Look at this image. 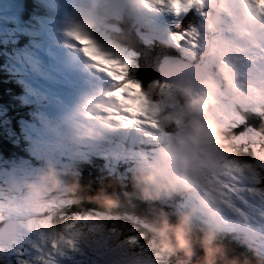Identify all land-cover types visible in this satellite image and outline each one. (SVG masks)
<instances>
[{"label": "clouds", "instance_id": "1", "mask_svg": "<svg viewBox=\"0 0 264 264\" xmlns=\"http://www.w3.org/2000/svg\"><path fill=\"white\" fill-rule=\"evenodd\" d=\"M142 2L126 0L133 7ZM203 8V27L197 31V46L192 47L188 42L181 46L182 55L198 64L201 74L186 73L171 82L175 105L162 108L158 115L159 126L169 131L171 138L159 143L149 161L132 169V180L145 199L180 196L187 201L174 224L161 219L152 228L154 249L158 254L181 253L182 264H187L193 255L189 234L196 227L202 234L203 264H240L235 258H225L219 243L222 235L233 233L239 235L255 264H264V254L256 246L260 234L242 227L235 217L226 225L225 211L217 194L198 187L202 183V172L222 171L215 167L219 158L241 159L227 123L218 117V113L222 109L256 110L254 100L259 111H264V61L258 65L250 58L256 46L264 42V16L249 8L245 0H204ZM162 27L166 28V25ZM70 40L79 51L80 45ZM93 40L99 48L110 52L102 40ZM79 53L91 64L83 53ZM97 102L107 103L103 95L94 103ZM94 103L73 108L64 115L63 120L69 128L66 139L70 143L96 140L115 131V123L94 119L104 115L92 107ZM64 176L70 177L71 182L66 183L62 179ZM76 179L74 168L58 169L48 160L31 178L9 175L0 183L2 211L18 221L17 232L30 234L36 227L38 218L35 214L53 193L62 191L75 197ZM98 204L105 210L115 206L114 200L107 197H101ZM51 227L57 232L62 231L60 222L52 221ZM244 264H249L247 259Z\"/></svg>", "mask_w": 264, "mask_h": 264}, {"label": "snow or ice", "instance_id": "2", "mask_svg": "<svg viewBox=\"0 0 264 264\" xmlns=\"http://www.w3.org/2000/svg\"><path fill=\"white\" fill-rule=\"evenodd\" d=\"M247 6L264 16V0H245ZM147 7L160 8L179 17L191 9L199 10L204 0H144ZM204 15V13H201ZM67 36L76 41L79 51L90 61V66L111 81L112 88L104 92L107 103L97 102L92 107L104 115L98 119L112 122L124 128L140 127L151 142L163 143L171 138L169 131L161 128L158 115L162 108L174 107L172 85L153 81L142 86L128 78V61L99 48L95 41L79 26H73ZM199 33L194 28L171 33V40L179 45L188 42L196 47ZM256 110L259 111L258 104ZM240 150L252 153L251 159L219 158L215 167L221 169L201 173V185L205 192H215L225 216L224 222L238 218L242 227L257 231L260 235L256 246L264 254V138L255 135L234 139ZM57 203L47 201L35 214L36 227L30 234L16 231L18 221L2 211L0 204V264H153L142 246V234L135 229L117 226L116 221L99 213L62 219V231L51 227V209Z\"/></svg>", "mask_w": 264, "mask_h": 264}, {"label": "rangeland", "instance_id": "3", "mask_svg": "<svg viewBox=\"0 0 264 264\" xmlns=\"http://www.w3.org/2000/svg\"><path fill=\"white\" fill-rule=\"evenodd\" d=\"M71 1L74 2V6L68 7L66 4L55 5L52 0H39V6L43 7L44 9L42 12L43 14H35V16L30 15L28 19L29 24H25L26 27L23 31H19L16 29V26L19 22V17L17 14L19 11H21V0H0V37L3 39V36L9 37V35L12 36L13 34L18 36L19 34L23 37H25V35L30 36L35 40L34 44L31 45L24 55H22L20 52H17L15 56L18 54L23 56L24 63H19L20 66L24 67L31 65L38 72H34L32 70H24V72H19L18 82L22 85V87H24L22 89H30L32 93L36 92L40 100L43 99L45 102L49 101L58 105L57 109L55 110H47L43 108L42 111L37 112L40 122L45 125V128L49 130L53 137L48 135H45L44 137H37L36 141L41 142V144L36 146V150L37 152H43V150H47L56 155H59V151H66L69 154V157L67 158L74 161L77 160L79 156L81 157V155L77 153V150H79L80 147H77L75 143H70L66 139L69 133V128L64 122L63 117L73 108L81 107L86 103L96 102L103 95L104 92L99 90L104 89V86L96 83L95 81L92 82V79L80 76L79 72L82 71L81 64H90V62H88L79 53L77 46L73 41L70 40L66 33L73 26H79L93 39L99 38L97 39L98 41L102 40L105 42L104 47L106 50L110 51L114 55L121 56L128 61L127 74L128 78L130 79L131 77L129 73L134 70L135 55L130 51L118 48L115 43L112 42L111 38L108 37L107 31L100 30L101 23L98 22L97 14L105 9H102V6L105 5L108 8L113 9L116 14L120 13L118 11V7H121L128 18L135 19L139 24L136 28L138 36L143 35L144 38H149L148 34L141 32V27L145 25L148 31L155 32L161 42L170 43L174 48L181 52V46L185 42H180L179 45L174 43L170 38L171 33H173V31L170 29L174 24L178 23L180 18L184 17L190 11H193L194 14L192 18L195 16L198 17V27L196 26L195 29L199 31L203 27L204 15H201V13L205 14V12L204 8L202 7L199 10H188L187 12L182 13L179 17H176L170 13L164 12L160 8L145 6L144 0L142 4L135 7L128 5L126 0H100L98 4L94 5L90 4L88 0ZM83 2H85V7L83 10L79 11L80 15H74L78 10V6ZM62 10L64 11L63 14L66 15L67 20H60L59 11ZM137 13L140 14V20L136 19ZM3 23H10L11 28L6 29L2 25ZM34 23L35 25H33ZM162 25H166V28L162 27ZM262 46H264V42L259 43L255 50L250 54V58H253L258 65L264 61V49ZM12 59L16 60V57H12ZM183 69L184 67L181 66L178 70V73H182L184 71ZM24 77H27L28 79ZM38 78L41 79L40 82L38 81ZM105 81L108 83V85H106L108 88L105 90L110 91L112 88L111 81ZM29 96L31 95L23 92L20 97V101L26 104L24 98L27 99ZM44 105L45 104H40V106ZM248 109L257 111L253 108ZM220 112H225L227 114L226 118H236V115L230 109H222ZM219 116L220 115L218 114V117ZM94 119H98L97 116L94 117ZM27 125L32 127L33 123L23 120L17 121L15 123L16 129L14 128V132H8L10 133L9 141L13 140L11 144L16 142L15 138L18 133L21 136L27 137L24 135L26 134ZM125 129H130L134 132H128L130 137H139L143 139L141 140L144 142V145L142 146L148 145L150 147L140 152L131 145L124 147L116 146L112 150L113 153L111 160L116 163V158L114 156L118 154L126 159L137 162V164L141 162L146 163L151 159L159 144L149 141L144 136V131L140 127H129ZM106 135L107 134L96 140L101 142V140L104 139ZM253 135H255L257 138L260 137V134L256 135L253 131H246L240 136L238 135L236 137V135H232V137L233 139H239L241 137H250ZM25 140L28 141L30 138H25ZM94 141L95 140L89 139L79 142L78 144H86ZM112 141L115 142L117 139H113ZM38 172H40L39 169L36 170V173ZM36 173L32 167H27L21 158L12 155L9 152L2 151V148L0 147V183L5 182L9 175L15 176L17 178H31ZM52 199L56 200L57 203L51 209L50 220L53 216V210H62L69 207L72 200L70 196L65 195L62 191L53 193L49 200ZM168 200L175 203V205L179 200L178 206L180 205V208H177L179 213L182 211L181 209L184 210L187 204V201L183 200V198L180 196L168 197ZM102 211L109 212L108 214H100L113 218L116 221L118 227L119 224H123V226H125L128 230L133 229L132 226H138L148 231L149 235L152 236L151 240L147 238L145 239L142 233H137L135 231V234H142L143 239L141 244L147 250V255L150 257L153 264H182L184 261V259H176L174 255H162L155 251V237L152 232V228L156 225L154 222L138 217L133 213L125 212L123 209L112 208L110 210L102 209ZM87 214H73L69 218H75ZM57 219L59 218L57 217ZM124 220L126 224L123 223ZM60 223L62 222L60 221ZM20 235H24V233L20 232ZM11 264H14V261H12ZM60 264H68V262L62 260L60 261ZM187 264L201 263L196 260L192 261L191 259H188Z\"/></svg>", "mask_w": 264, "mask_h": 264}, {"label": "trees", "instance_id": "4", "mask_svg": "<svg viewBox=\"0 0 264 264\" xmlns=\"http://www.w3.org/2000/svg\"><path fill=\"white\" fill-rule=\"evenodd\" d=\"M190 16V15H189ZM189 16L185 17V23H189L190 21H194V19H190ZM181 23L180 24V29L184 30L186 28V24ZM8 24H6L7 26ZM192 28V25H190ZM125 40L123 41L122 38ZM115 37L113 40H117V44L121 47L123 46H129L128 41L123 37ZM23 41L19 39V37H12V38H4L3 40L0 39V142L2 144L1 148L4 149L6 152H14L17 153L18 155H22V150L21 148H16L11 144V140L9 141L10 133L9 128H16L15 126V120L17 119V116L14 115V113L11 111V107L13 104L16 102V93L21 92L22 89L19 87L16 89L15 86L13 85V78L15 80L17 76V72L19 69L15 68L12 64H10L9 57L10 55L14 54V52L19 51L18 46L22 43ZM148 55H151L152 52L155 51V47L151 49L145 50ZM158 59L152 61L150 59L146 60L142 57L135 59L134 61V66H135V73H134V79L138 81L142 86H147L149 83L153 81H163L165 82L162 78L163 76L158 72V66L159 63L157 62ZM2 64L4 67H2ZM4 72H8L9 75H5ZM16 89V90H15ZM3 93H6L11 99L4 97ZM244 116L248 117V121L244 124V127H253L254 129H257L258 131L264 132V123H260L264 121L263 118L253 114V113H247L244 114ZM259 123V126L257 125ZM247 129V128H245ZM23 145L26 148H31V142L27 141L24 139ZM244 147L243 145L240 146V148ZM239 148V150H240ZM240 156L242 159H251L252 158V153L251 150L249 149L247 152H244L240 150ZM43 166V163H40ZM77 169H74L76 172V182L79 183L78 185V190L75 194V197H73L74 201H76L77 205L76 207L71 209V212H77V213H89L92 212L94 209L97 208L96 205H93L92 202L88 198H86L82 193L81 189L84 186H81V183H87L90 182V185L92 186H102L101 182L102 181H108L110 183H115L116 177L114 176H109L107 173H103L100 171V168L97 163H93L92 165L89 163H79L76 165ZM62 179L66 183L71 182V178L68 176L62 177ZM124 182L127 184L126 187H129L130 181L129 180H124ZM154 201V200H152ZM163 201V200H162ZM88 206V207H87ZM163 209H165L163 207ZM168 214V213H167ZM125 220H124V222ZM123 226V224H119V227ZM125 227V226H124ZM137 232H141L145 239L151 240L152 236L149 235L148 231L146 229L140 228L137 226L136 228ZM238 250H242L239 245L234 246ZM236 249V250H237ZM244 253V249H243ZM245 256H247L244 253ZM251 255V252H250ZM248 257V256H247ZM252 260L251 257H248Z\"/></svg>", "mask_w": 264, "mask_h": 264}, {"label": "bare ground", "instance_id": "5", "mask_svg": "<svg viewBox=\"0 0 264 264\" xmlns=\"http://www.w3.org/2000/svg\"><path fill=\"white\" fill-rule=\"evenodd\" d=\"M63 2V1H65V0H55V2H58V3H60V2ZM99 0H91V2L92 3H94V2H98ZM23 5H25L24 3H22ZM25 7H27L26 5H25ZM28 8V7H27ZM103 8H108L107 6H102V9ZM104 12H106L105 10H103ZM118 11L120 12L119 13V15H117V18L119 19H117L116 18V16H113L112 14H110V13H107L110 17H113V18H115L122 26H123V28L126 30V32L129 34V36H130V38L133 40V42L135 43V45L137 46V48L140 50V51H142V52H144V48L143 47H139V45H138V42L136 41V39H135V37H134V35H133V33H132V31H131V26L130 25H128V23L126 22V20H127V15L124 13V11H121L120 9H118ZM128 14H130V13H128ZM60 19H62V20H67V17H66V15H64V14H60ZM122 23H121V22ZM60 22V21H59ZM109 28H110V30L111 31H113L114 30V28H115V24L111 21L110 23H109ZM141 31H142V27H141ZM106 36V35H105ZM97 39H99V38H97ZM105 39V38H104ZM112 40V42L114 43V40L113 39H111ZM34 42H35V40L32 38V37H26V39H24L23 40V42L18 46V50H19V52L22 54V55H24L27 51H28V49L31 47V45H33L34 44ZM105 43V42H104ZM122 51V50H121ZM124 54V53H123ZM21 55V56H22ZM84 66H88V67H86L85 68V70L83 71V73L85 74V75H87V76H89L90 77V79H92V82L93 81H96V77L95 76H93L94 74H95V71H94V69H92V68H89V66H90V64L89 63H85V65ZM183 66V65H182ZM91 67V66H90ZM80 73V72H79ZM101 76H103L102 74H101ZM104 77V76H103ZM100 83H102V81H99ZM21 88H24V87H21ZM55 106H56V104H55ZM115 130H122L121 128H115ZM231 133V132H230ZM47 134H49V135H52L51 133H48L47 132ZM232 135V134H231ZM88 148V147H87ZM89 157H88V149H87V155L85 156V159H88ZM164 199V198H163ZM167 203H168V207H169V209H170V211L174 214V215H176V212H175V207L176 208H180V205L178 206V202H179V200L176 202V205L174 206L173 205V203L172 202H170L169 200H168V198H165L164 199ZM88 207V206H87ZM165 207V206H164ZM168 213V212H167ZM63 263V262H62Z\"/></svg>", "mask_w": 264, "mask_h": 264}, {"label": "water", "instance_id": "6", "mask_svg": "<svg viewBox=\"0 0 264 264\" xmlns=\"http://www.w3.org/2000/svg\"><path fill=\"white\" fill-rule=\"evenodd\" d=\"M167 79L171 80V81H174L175 79H172V78H168L166 77ZM115 189V188H114ZM125 192H127L128 194L129 191L128 189L124 188ZM132 196V195H131ZM86 198H88V196H85ZM95 197H98V196H95ZM133 197V196H132ZM122 202H125V203H128L130 205L133 204V201L131 199H128V198H122L121 200ZM145 216V215H144ZM146 219L154 222L156 225L159 223V221H155L156 218L152 219L151 217H145ZM172 218H174L175 220L177 219L176 215H172ZM191 243H192V246L193 248L199 250L202 246H201V242H200V238L197 236V235H193L192 237H189ZM232 239V238H231ZM228 253H231V251H227ZM176 259H184L183 255L181 253H179V255H174ZM202 257H203V251H202ZM225 258H228L227 256L224 255ZM190 259V258H189Z\"/></svg>", "mask_w": 264, "mask_h": 264}]
</instances>
